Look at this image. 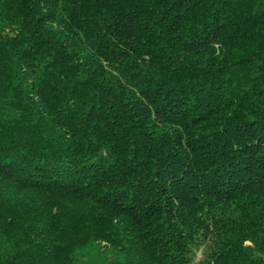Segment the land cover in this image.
<instances>
[{
  "label": "trees",
  "instance_id": "16d2710c",
  "mask_svg": "<svg viewBox=\"0 0 264 264\" xmlns=\"http://www.w3.org/2000/svg\"><path fill=\"white\" fill-rule=\"evenodd\" d=\"M0 264H264V0H0Z\"/></svg>",
  "mask_w": 264,
  "mask_h": 264
}]
</instances>
